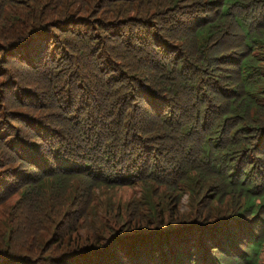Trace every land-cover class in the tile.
I'll list each match as a JSON object with an SVG mask.
<instances>
[{
  "label": "trees",
  "instance_id": "trees-1",
  "mask_svg": "<svg viewBox=\"0 0 264 264\" xmlns=\"http://www.w3.org/2000/svg\"><path fill=\"white\" fill-rule=\"evenodd\" d=\"M0 264H264V0H0Z\"/></svg>",
  "mask_w": 264,
  "mask_h": 264
}]
</instances>
